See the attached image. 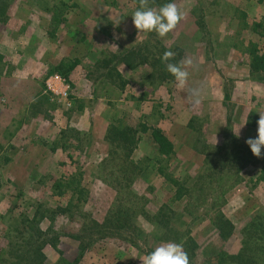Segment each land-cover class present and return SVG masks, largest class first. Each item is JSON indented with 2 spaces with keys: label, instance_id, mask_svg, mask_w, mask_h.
I'll list each match as a JSON object with an SVG mask.
<instances>
[{
  "label": "rangeland",
  "instance_id": "374dc122",
  "mask_svg": "<svg viewBox=\"0 0 264 264\" xmlns=\"http://www.w3.org/2000/svg\"><path fill=\"white\" fill-rule=\"evenodd\" d=\"M167 3L184 18L160 38L135 29L139 0H0V264H24L34 218L52 237H81L52 246L45 234L35 243L43 264L74 259L79 244L90 245L80 264H142L166 242L182 244L190 264H264V184L251 180L262 162L239 173L233 163L258 134L244 127L249 112H264V76L246 52H264V0H149L157 10ZM52 16L61 24L49 36ZM165 51L194 59L185 88L151 78ZM72 60L80 64L63 77L66 107L47 82ZM151 127L172 142L171 159L158 154ZM71 177L80 200L53 195ZM69 202L70 218L54 215Z\"/></svg>",
  "mask_w": 264,
  "mask_h": 264
},
{
  "label": "trees",
  "instance_id": "16d2710c",
  "mask_svg": "<svg viewBox=\"0 0 264 264\" xmlns=\"http://www.w3.org/2000/svg\"><path fill=\"white\" fill-rule=\"evenodd\" d=\"M136 1V0H135ZM138 1V0H137ZM52 21L54 25L53 31H48V35L49 36H54V29L57 28L61 23H60V19L57 16H52ZM246 52L249 54V67L251 69V71L253 73H257L259 75H261L262 77L264 76V52H261L256 44H251L249 46L248 49H246ZM145 54L139 55L136 59V64H138L142 59L145 60L146 57L144 56ZM163 56V54H159L155 59H153L154 63H152L151 67V78L154 79L156 81L163 82V81H168V79L174 78L170 73H168L166 71V67H165V63L162 62L161 57ZM132 57V59H131ZM144 57V58H143ZM125 64L129 67H131V64L134 60V54H129L127 56V58L124 60ZM169 62L171 63H177L179 62L178 58L174 57L173 60H170ZM68 64H60V66L57 68V71L59 73L60 76L64 77L66 80L69 79L70 73L80 64V60H72L67 62ZM144 63V62H143ZM135 66V64H134ZM133 67V66H132ZM150 78V79H151ZM154 81V80H153ZM153 84V82H151ZM257 98L255 96H253V103L255 102ZM77 106H76V110L78 112H81L82 109L84 108V103L82 101H77L76 102ZM254 121L257 119L255 114H251L250 117L247 119L246 123L247 124H252L253 118ZM252 118V120L250 121V119ZM254 125V124H252ZM144 131L147 130V128L143 125L142 128ZM151 131L150 136L152 138V141L154 142V144L156 145V149L157 152L160 156L162 157H166L168 160L171 159L174 156V147L172 142L169 140V138L165 135V133L156 127H151L149 129ZM116 133L121 135V132H119V130H116ZM123 138H125L124 140H122L123 144L127 143L126 140V135L125 133H123ZM115 140H119L118 137L114 138ZM122 142L120 141L116 146L120 147L122 144ZM129 148H127L126 153H128ZM248 156H244L247 155ZM247 154H239V158H233V163L236 164L235 169L236 171L239 173L243 167L246 164H252L254 166H257V164L259 162H262V165L259 169V172H256V179L255 176L253 178V176H251V180H257L258 182H261L264 184V148H262V155L260 158H257L256 156H254L252 154V152L250 151V153ZM242 156V158H241ZM247 158H249L247 160ZM242 159V160H241ZM241 160V161H240ZM251 161V162H250ZM244 164V165H243ZM159 172L163 173L165 179L169 182H171V185L173 186H179V183L172 179L171 176L168 173H165L163 169L158 168L157 169ZM76 184L75 187H72V184ZM80 186V180H78L75 177H71L66 181H58L56 182L55 186H54V191H53V195L57 196V197H62L64 196L66 193H70L72 197H74L75 195H77V200H80L81 196L83 195L82 190L79 188ZM180 189H178L176 191L177 195L176 198L179 199L180 195L178 196V194L180 193ZM74 207L72 202H69L66 206H60L57 207V209L55 210L54 215L56 216H63L65 218H70L72 215V208ZM74 219V218H72ZM37 219L34 218L33 220H29V222L27 221L28 226V231L29 232H34V234L29 235V239L27 244L32 247L30 251L26 250V245L24 247L25 249V253H28V255H26V259L24 260V264H43L44 262V253L42 252V248L43 246H40V244H35L37 243V241L41 238H43V236L46 234L51 235V244L52 246H54L53 242H56L58 239H60L63 235L65 237H69L72 238L73 240L79 241L81 239V237H76L73 234H65L63 233V235H55L54 237H52L54 235V233L52 232V229H48L46 232H42L40 229H38L36 227V221ZM42 236V237H41ZM28 238V237H26ZM26 240V239H25ZM34 241V243H33ZM35 245V246H34ZM81 244H79V250L77 252V254L75 255L74 259L72 260H66L64 258L60 259L58 262H56V264H80L82 259L85 256V253L90 250V245L89 244H84L82 246H80ZM34 246V247H33ZM22 264V262H18L17 264ZM12 264H16V263H12Z\"/></svg>",
  "mask_w": 264,
  "mask_h": 264
},
{
  "label": "clouds",
  "instance_id": "9594fccd",
  "mask_svg": "<svg viewBox=\"0 0 264 264\" xmlns=\"http://www.w3.org/2000/svg\"><path fill=\"white\" fill-rule=\"evenodd\" d=\"M132 22L138 32H155L158 37L163 38L173 31L177 24L184 18V13L175 3H167L158 10L149 6V0H139V8L132 14ZM176 53L165 51L161 57L165 63L166 71L170 73L176 82V87L185 88L189 71L195 66L194 59L184 57L177 63H171ZM193 102L199 105L202 102L201 89H190ZM257 137L248 138L245 143L250 147L254 156L260 158L264 148V112H259L257 121ZM240 129L238 130L239 135ZM142 264H190L188 254L183 245L175 242H166L157 246L152 252L140 259Z\"/></svg>",
  "mask_w": 264,
  "mask_h": 264
},
{
  "label": "built area",
  "instance_id": "2783aa9c",
  "mask_svg": "<svg viewBox=\"0 0 264 264\" xmlns=\"http://www.w3.org/2000/svg\"><path fill=\"white\" fill-rule=\"evenodd\" d=\"M53 76L54 77L51 79L52 81L50 80L49 83L47 82L48 89L56 95H59L66 107H71L72 102L68 92L69 84H67L66 80L60 75L54 74Z\"/></svg>",
  "mask_w": 264,
  "mask_h": 264
},
{
  "label": "crops",
  "instance_id": "0c3cea01",
  "mask_svg": "<svg viewBox=\"0 0 264 264\" xmlns=\"http://www.w3.org/2000/svg\"><path fill=\"white\" fill-rule=\"evenodd\" d=\"M77 68V67H76ZM75 70V69H74ZM73 70V71H74ZM55 74H58L59 75V73H57V72H55ZM62 77V76H61ZM63 78V77H62ZM253 96H254V94H251V99L253 98ZM251 106H254V104H251ZM249 113H253V114H255L256 115V118H258L259 119V116H258V113H259V110H258V107H253L252 109H251V112H249ZM247 119V118H246ZM246 121L247 120H245V122H244V127H245V129L247 130V129H251V128H255L256 126H258V124L257 125H252V124H247L246 123ZM252 125V126H251ZM254 126V127H253Z\"/></svg>",
  "mask_w": 264,
  "mask_h": 264
}]
</instances>
